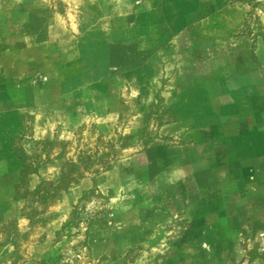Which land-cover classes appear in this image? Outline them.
<instances>
[{
	"label": "rangeland",
	"instance_id": "rangeland-1",
	"mask_svg": "<svg viewBox=\"0 0 264 264\" xmlns=\"http://www.w3.org/2000/svg\"><path fill=\"white\" fill-rule=\"evenodd\" d=\"M0 85V264H264V0H0Z\"/></svg>",
	"mask_w": 264,
	"mask_h": 264
},
{
	"label": "crops",
	"instance_id": "crops-1",
	"mask_svg": "<svg viewBox=\"0 0 264 264\" xmlns=\"http://www.w3.org/2000/svg\"><path fill=\"white\" fill-rule=\"evenodd\" d=\"M24 36L26 38H24L23 41H29L30 39V43L29 45H27V51H19L18 55L21 57H25V61H29L33 64L34 62V58L35 57H39V53L42 49H48V47H50L49 45L45 44V41H48V39L40 38V34L35 33V32H31V33H25ZM128 39H127V45H129V43L131 42L132 38L127 35ZM77 41H80V38H77ZM30 48V49H29ZM80 45L77 44L75 49H72L69 51V53H71V56L74 57V55H76L75 59H77V62H75L74 64L78 66H81L80 63ZM34 52V55L30 53ZM68 58V57H67ZM52 62L53 63V58H49L48 62ZM63 61V60H62ZM71 61V60H70ZM67 63H69V61H65ZM64 63V61H63ZM54 65V64H52ZM84 66H86L85 64H83ZM44 66H46V64L44 63ZM59 73H61V71H58ZM82 72H86V68H84V70H82ZM80 80L81 78H78L75 82V84L71 81H64V83H62V85L60 86V89H62V94L67 95L66 92L67 91H72V92H76L74 93L75 99L79 100L80 99V95H81V84H80ZM24 84H20V86H16V93H18V91L22 94V100L19 102V106H20V113L21 115H23L22 113H27V111L31 110L30 108L32 107V111L29 112L30 114H35L34 113V108L37 105V98L35 97V88L34 86L31 84L30 86V90H26V86H23ZM3 87H7L6 85H0V89H2ZM34 93V94H33ZM47 93V92H46ZM68 93V92H67ZM5 96H7V92H5ZM73 96V97H74ZM35 99V100H34ZM36 102V105H35ZM47 107V106H46ZM25 111V112H24ZM18 117L16 118V120H19L23 118V116H15ZM7 118V116H0V121H5ZM20 134H18L16 132V134L14 136H11V134H6L5 129L2 128V126L0 127V152L6 149H2L4 148V146H9L10 145V141L8 138L10 139H14L15 137H18ZM2 160V159H0ZM6 160H2L0 162V167H2L3 165L6 166V164H4L3 162H5ZM3 164V165H2ZM1 198V197H0ZM2 199H6V198H2Z\"/></svg>",
	"mask_w": 264,
	"mask_h": 264
}]
</instances>
